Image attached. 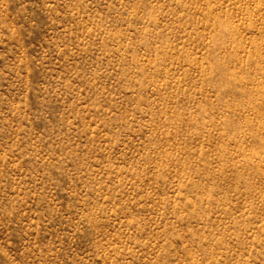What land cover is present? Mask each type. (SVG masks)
I'll list each match as a JSON object with an SVG mask.
<instances>
[{
	"label": "rangeland",
	"instance_id": "obj_1",
	"mask_svg": "<svg viewBox=\"0 0 264 264\" xmlns=\"http://www.w3.org/2000/svg\"><path fill=\"white\" fill-rule=\"evenodd\" d=\"M0 264H264V0H0Z\"/></svg>",
	"mask_w": 264,
	"mask_h": 264
}]
</instances>
